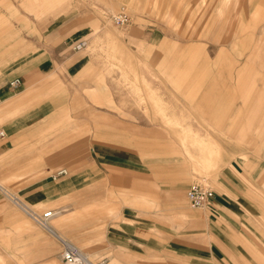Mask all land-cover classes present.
<instances>
[{"label":"rangeland","instance_id":"obj_1","mask_svg":"<svg viewBox=\"0 0 264 264\" xmlns=\"http://www.w3.org/2000/svg\"><path fill=\"white\" fill-rule=\"evenodd\" d=\"M260 1L0 0L2 7L12 4L7 13L27 39L13 42V54H60L61 72L86 55L77 75L62 77L58 88L39 97L56 103L51 135L62 142L88 136L136 148L144 167L156 169L157 197L137 199L139 215L156 222L155 236L172 251L167 257L135 255L109 245L90 253L81 240L70 239L93 262L246 264L247 242L264 254V20L248 23ZM122 9L130 16L127 26L112 18ZM57 26L61 33L53 36ZM78 40L86 44L76 50ZM209 74L235 92L236 101L227 97L219 107L222 113L230 109L236 121L213 120L199 104L211 85ZM250 92L259 105L254 121L247 118L251 101L243 104ZM224 177L234 187L224 189ZM202 179L236 200L226 203L232 212L217 218L208 206L189 205L187 190ZM0 184L24 199L18 187ZM104 193L114 219L124 205H135L116 202L123 194L111 187ZM179 242L181 256L175 251Z\"/></svg>","mask_w":264,"mask_h":264},{"label":"crops","instance_id":"obj_2","mask_svg":"<svg viewBox=\"0 0 264 264\" xmlns=\"http://www.w3.org/2000/svg\"><path fill=\"white\" fill-rule=\"evenodd\" d=\"M6 7L0 6V131L4 132L0 135V180L18 187L23 200L32 207L41 212L52 209L56 214L51 217V228H43L14 205L5 194L8 189L0 184V264H62L63 239L81 240L90 253H100L111 245L116 251L135 255L160 252L167 257V251L173 249L171 244L162 243L155 236L156 222L151 225V218L146 222L139 215L142 201L137 199L157 197L156 169L153 172L152 167L145 168L139 151L119 143L94 141L88 136L62 142L61 136L51 135L55 131H50L51 123L57 122L52 116L56 103L39 97L51 86L58 88L62 77L77 75L86 55L79 56L61 72L56 65L60 54H13V42L27 39L14 27L12 16L7 13L13 9L12 4ZM255 12L257 16L248 22L251 27L264 20V0L256 4ZM59 28L52 30L53 36L61 33ZM242 41L245 43L246 39ZM74 55L78 54L67 57ZM209 77L211 85L199 104L206 105L213 120L236 121L230 109L222 113L219 107L220 101L227 97L236 101L235 92L231 94L219 76L209 74ZM16 78L21 82L13 87L10 82ZM252 98L250 92L243 104L246 106ZM247 105V118L254 121L259 105L253 101ZM206 136L216 141L211 132ZM63 168L68 172L54 177ZM230 170L234 173L231 167ZM223 183L224 189L226 184L234 185L227 179ZM110 187L123 194L116 202L135 204L124 205L119 219L109 213L110 200L104 192ZM215 192V198L207 205L210 215L218 218L222 213L232 212L226 203L236 200ZM209 226L217 227L211 221ZM179 243L175 251L181 256L184 248ZM244 246L250 255L242 257L244 263L264 264L260 249L248 242Z\"/></svg>","mask_w":264,"mask_h":264},{"label":"built area","instance_id":"obj_3","mask_svg":"<svg viewBox=\"0 0 264 264\" xmlns=\"http://www.w3.org/2000/svg\"><path fill=\"white\" fill-rule=\"evenodd\" d=\"M112 18L113 21L119 26H127L131 21L130 16L124 9L114 14ZM85 44V40H78L74 45V49L79 50L84 47ZM20 82V79L16 78L10 82V85L15 87L18 86ZM0 135H4V132L0 131ZM67 172V169L63 168L59 170L54 177L64 175ZM5 194L36 224L47 230L51 228L50 220L51 217L56 214V211L49 209L41 212L25 202L19 195L10 192L9 190H6ZM215 196V190L204 179H202V181L194 182L187 190L188 202L193 208H202L209 205ZM62 241L63 248L61 257L63 264H101L100 262H93L81 248H79L70 240L63 239Z\"/></svg>","mask_w":264,"mask_h":264}]
</instances>
